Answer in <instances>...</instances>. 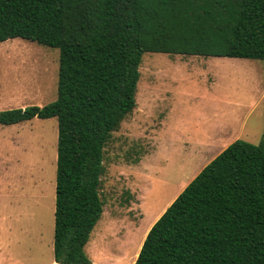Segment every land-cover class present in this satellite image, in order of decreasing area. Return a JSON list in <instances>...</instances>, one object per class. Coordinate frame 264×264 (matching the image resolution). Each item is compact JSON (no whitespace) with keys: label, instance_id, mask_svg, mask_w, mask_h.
I'll return each mask as SVG.
<instances>
[{"label":"trees","instance_id":"obj_1","mask_svg":"<svg viewBox=\"0 0 264 264\" xmlns=\"http://www.w3.org/2000/svg\"><path fill=\"white\" fill-rule=\"evenodd\" d=\"M60 49L58 96L0 124L58 119L54 256L91 264L104 149L137 105L146 52L264 60V0H0V42ZM134 264H264V134L206 164L149 230Z\"/></svg>","mask_w":264,"mask_h":264},{"label":"rangeland","instance_id":"obj_2","mask_svg":"<svg viewBox=\"0 0 264 264\" xmlns=\"http://www.w3.org/2000/svg\"><path fill=\"white\" fill-rule=\"evenodd\" d=\"M60 49L0 42V111L58 96ZM137 105L104 149L91 264H134L157 219L224 145L261 143L264 60L143 54ZM58 119L0 124V263L52 264Z\"/></svg>","mask_w":264,"mask_h":264},{"label":"crops","instance_id":"obj_3","mask_svg":"<svg viewBox=\"0 0 264 264\" xmlns=\"http://www.w3.org/2000/svg\"><path fill=\"white\" fill-rule=\"evenodd\" d=\"M227 146H228V145H224V147H223L222 150H224ZM222 150H221V151H222ZM221 151H220V152H221ZM218 154H219V153H218ZM216 156H217V155H216ZM216 156H215V157H216ZM215 157H213L212 159H214ZM212 159H211V160H212ZM211 160H210V161H211ZM210 161H209V162H210ZM0 264H4V263H0ZM52 264H57V262L54 260V261L52 262Z\"/></svg>","mask_w":264,"mask_h":264}]
</instances>
